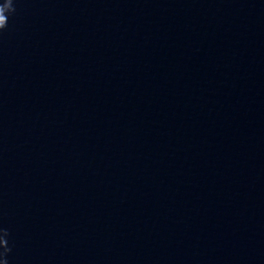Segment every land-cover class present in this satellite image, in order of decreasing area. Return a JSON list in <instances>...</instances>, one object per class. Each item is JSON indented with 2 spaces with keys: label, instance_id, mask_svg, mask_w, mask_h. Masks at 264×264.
<instances>
[{
  "label": "water",
  "instance_id": "obj_1",
  "mask_svg": "<svg viewBox=\"0 0 264 264\" xmlns=\"http://www.w3.org/2000/svg\"><path fill=\"white\" fill-rule=\"evenodd\" d=\"M0 264H264V0H0Z\"/></svg>",
  "mask_w": 264,
  "mask_h": 264
}]
</instances>
